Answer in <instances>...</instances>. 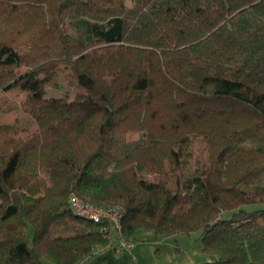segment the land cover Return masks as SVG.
Instances as JSON below:
<instances>
[{
	"label": "trees",
	"instance_id": "trees-1",
	"mask_svg": "<svg viewBox=\"0 0 264 264\" xmlns=\"http://www.w3.org/2000/svg\"><path fill=\"white\" fill-rule=\"evenodd\" d=\"M53 65L98 92L28 93L35 130L0 124V264H82L139 228L264 264V0H0V91ZM72 193L121 206V230Z\"/></svg>",
	"mask_w": 264,
	"mask_h": 264
},
{
	"label": "rangeland",
	"instance_id": "rangeland-1",
	"mask_svg": "<svg viewBox=\"0 0 264 264\" xmlns=\"http://www.w3.org/2000/svg\"><path fill=\"white\" fill-rule=\"evenodd\" d=\"M47 75V76H46ZM46 75H40L29 82L23 88H11L0 91V124H15L16 135H26L35 130L36 125L30 116L22 111V103L28 93L42 95L47 99L55 101L73 100L77 93L85 92L87 89L93 94H97V89L93 85L81 87L72 76L70 66L53 65ZM41 85V88L38 86ZM191 157L190 162L198 160L201 166L207 164V146L200 138L191 136ZM194 157V159H192ZM145 176L153 181H159V178L145 172ZM11 181V178L8 180Z\"/></svg>",
	"mask_w": 264,
	"mask_h": 264
},
{
	"label": "crops",
	"instance_id": "crops-1",
	"mask_svg": "<svg viewBox=\"0 0 264 264\" xmlns=\"http://www.w3.org/2000/svg\"><path fill=\"white\" fill-rule=\"evenodd\" d=\"M196 234L159 235L152 229H137L129 251L113 246L96 248L82 264H199L217 255L201 250Z\"/></svg>",
	"mask_w": 264,
	"mask_h": 264
},
{
	"label": "built area",
	"instance_id": "built-area-1",
	"mask_svg": "<svg viewBox=\"0 0 264 264\" xmlns=\"http://www.w3.org/2000/svg\"><path fill=\"white\" fill-rule=\"evenodd\" d=\"M68 205L78 216L96 223L102 222V230H107L109 228L116 232L121 230L122 210L119 205L100 206L86 201L74 193L69 195ZM131 245V241L121 240L120 245L116 249L129 251Z\"/></svg>",
	"mask_w": 264,
	"mask_h": 264
}]
</instances>
